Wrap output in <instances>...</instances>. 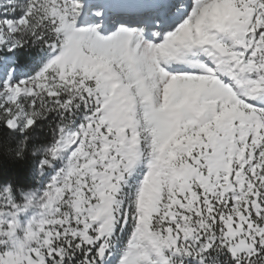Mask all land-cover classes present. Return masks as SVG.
Segmentation results:
<instances>
[{
	"label": "snow or ice",
	"instance_id": "6c2138e0",
	"mask_svg": "<svg viewBox=\"0 0 264 264\" xmlns=\"http://www.w3.org/2000/svg\"><path fill=\"white\" fill-rule=\"evenodd\" d=\"M0 264H264V0H0Z\"/></svg>",
	"mask_w": 264,
	"mask_h": 264
}]
</instances>
